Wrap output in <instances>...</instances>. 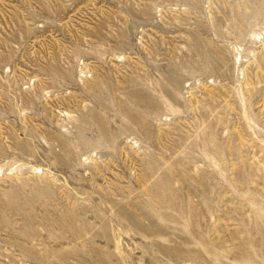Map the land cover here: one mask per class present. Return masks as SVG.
I'll use <instances>...</instances> for the list:
<instances>
[{
    "label": "rangeland",
    "instance_id": "rangeland-1",
    "mask_svg": "<svg viewBox=\"0 0 264 264\" xmlns=\"http://www.w3.org/2000/svg\"><path fill=\"white\" fill-rule=\"evenodd\" d=\"M0 264H264V0H0Z\"/></svg>",
    "mask_w": 264,
    "mask_h": 264
}]
</instances>
